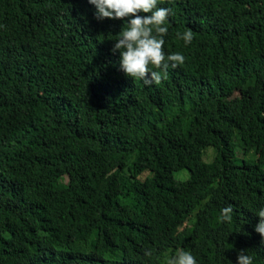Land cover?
<instances>
[{"label":"trees","instance_id":"obj_1","mask_svg":"<svg viewBox=\"0 0 264 264\" xmlns=\"http://www.w3.org/2000/svg\"><path fill=\"white\" fill-rule=\"evenodd\" d=\"M158 6L184 61L145 85L112 51L126 18L0 0V264H264V0Z\"/></svg>","mask_w":264,"mask_h":264},{"label":"clouds","instance_id":"obj_2","mask_svg":"<svg viewBox=\"0 0 264 264\" xmlns=\"http://www.w3.org/2000/svg\"><path fill=\"white\" fill-rule=\"evenodd\" d=\"M95 7L97 20L105 18H126V25L112 45V51L119 52V68L129 77L142 80L145 85L159 83L162 73L154 69L166 70L171 63L172 67L182 64L184 56L180 52L164 51L165 36L168 33V20L170 9L158 6V0H88ZM185 45L191 43V31L178 32ZM233 209L228 206L221 210L225 221L232 220ZM260 218L255 225V231L264 241V205L256 210ZM147 255L150 253L146 252ZM167 264H198L197 257L188 250L179 249L167 259ZM233 264H253V257L244 249L237 253Z\"/></svg>","mask_w":264,"mask_h":264},{"label":"rangeland","instance_id":"obj_3","mask_svg":"<svg viewBox=\"0 0 264 264\" xmlns=\"http://www.w3.org/2000/svg\"><path fill=\"white\" fill-rule=\"evenodd\" d=\"M240 97L239 93H236L234 96H232L231 98L226 99L224 102L231 108V109H235L237 107L238 104V99ZM66 182V181H65Z\"/></svg>","mask_w":264,"mask_h":264},{"label":"bare ground","instance_id":"obj_4","mask_svg":"<svg viewBox=\"0 0 264 264\" xmlns=\"http://www.w3.org/2000/svg\"><path fill=\"white\" fill-rule=\"evenodd\" d=\"M47 2V1H46ZM45 4V3H44ZM48 4V3H47ZM46 6V5H45ZM2 27V26H1ZM1 30V29H0ZM2 50V49H1ZM1 52V51H0ZM51 60V59H50ZM24 70V69H23ZM32 70V69H31ZM33 71V70H32ZM38 71V70H37ZM26 72V71H25ZM39 73V72H38ZM37 74V73H36ZM22 75V74H21ZM32 88V87H31ZM41 106V105H40ZM38 107V106H37ZM37 172V171H36ZM204 201V200H203ZM260 202V201H259ZM201 216V215H200ZM216 220V219H214ZM199 223V222H198ZM211 226V225H210ZM234 247V246H233ZM238 247V246H237Z\"/></svg>","mask_w":264,"mask_h":264}]
</instances>
